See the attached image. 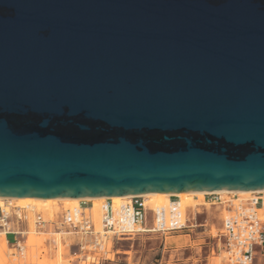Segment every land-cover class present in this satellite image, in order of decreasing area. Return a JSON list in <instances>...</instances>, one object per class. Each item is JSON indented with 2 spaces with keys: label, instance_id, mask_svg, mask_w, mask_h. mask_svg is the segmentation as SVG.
<instances>
[{
  "label": "water",
  "instance_id": "obj_1",
  "mask_svg": "<svg viewBox=\"0 0 264 264\" xmlns=\"http://www.w3.org/2000/svg\"><path fill=\"white\" fill-rule=\"evenodd\" d=\"M264 189V0H0V196Z\"/></svg>",
  "mask_w": 264,
  "mask_h": 264
},
{
  "label": "built area",
  "instance_id": "obj_2",
  "mask_svg": "<svg viewBox=\"0 0 264 264\" xmlns=\"http://www.w3.org/2000/svg\"><path fill=\"white\" fill-rule=\"evenodd\" d=\"M204 196L214 199L210 204L224 205L221 232L216 239L222 243L227 264H254L257 248H264V195L253 191L247 197L230 195L222 199V194ZM99 222L92 214L91 201L80 199L77 206L63 210L47 222L35 207L16 205L6 201L0 206V234L14 252L11 255H23L26 249L28 224L31 220L36 229L47 224L57 231H63L74 237L81 260H93L96 264L113 261L111 254L116 252V243L124 237L140 233H154L161 236L188 231L195 223L182 211L177 196L170 195L165 204L154 208L140 195H131L122 203L114 204L106 197L100 206ZM12 235V241L8 240Z\"/></svg>",
  "mask_w": 264,
  "mask_h": 264
},
{
  "label": "rangeland",
  "instance_id": "obj_3",
  "mask_svg": "<svg viewBox=\"0 0 264 264\" xmlns=\"http://www.w3.org/2000/svg\"><path fill=\"white\" fill-rule=\"evenodd\" d=\"M233 195H237L234 193H231ZM264 195V193H263ZM246 196H240V197H247ZM228 196H223L222 199L229 198ZM126 198V197H122ZM212 197H206L198 200H194L189 206L185 207L183 212H185V215L187 218L194 217L197 223L205 222V227L208 229V234L213 236L215 239V236L217 233L221 232V221L223 218V215L226 213L224 205H219L218 203L210 204V201H214V199H211ZM14 203V202H13ZM36 205H42V204H36ZM26 206V205H22ZM47 207H50L47 206ZM52 207V206H51ZM71 208L67 205H57L53 208ZM96 207V206H94ZM36 211L41 212V214H44L42 209L36 208ZM61 211L55 212L53 219H55L59 213L63 211V209H60ZM45 215V214H44ZM31 230H33L31 232ZM57 230L53 229L52 226H49L47 229H36L30 220L28 224V233L27 238L29 234H33L36 236H40L42 238V242H40L39 245H37L35 248L34 257L31 256L30 248L27 246L28 249H25V252L23 255H11V253L14 252L13 249H10L9 246L6 244V248L4 247L5 251L2 250L1 245L3 242V239H1L0 234V248L1 251H3V254L7 256L8 259L6 264H91V260L88 259L87 261L81 260V255H78V251L76 246L74 245V237L71 235L65 233L61 235L54 234ZM185 232V231H184ZM169 235V234H168ZM165 235V236H168ZM163 237V236H162ZM161 235L154 234V233H140L138 235H132L127 236L124 238H121L115 245L116 247V260L114 261H104L103 264H121L124 261L130 262L133 258L134 253H142L143 256L148 255L149 252H152L150 258L157 257L158 255V249L161 247L163 243ZM8 240L12 241V235H8ZM57 242L56 243V240ZM27 241V239H26ZM29 250V252H28ZM37 251V253H36ZM7 252V253H6ZM7 254V255H6ZM137 254V255H138ZM112 256V255H111ZM110 256V257H111ZM18 258L16 260V258ZM127 257V259H126ZM260 257L264 261V256L257 254L255 256L254 262L256 259ZM32 258H35L34 263ZM20 259V260H19ZM9 261V262H8ZM93 261V260H92ZM211 264H227L226 262V254L224 251L220 250L218 253H212L211 256Z\"/></svg>",
  "mask_w": 264,
  "mask_h": 264
},
{
  "label": "bare ground",
  "instance_id": "obj_4",
  "mask_svg": "<svg viewBox=\"0 0 264 264\" xmlns=\"http://www.w3.org/2000/svg\"><path fill=\"white\" fill-rule=\"evenodd\" d=\"M254 190H215V191H181V192H176V193H166V192H151V193H146V194H140V196H143L145 200H147V204L154 208L156 206L162 205L167 203L168 197L170 195L177 196L180 200V206L181 209L184 210L185 207L189 206L194 200L202 199L204 198V194H222L223 196H228V195H233L231 193L237 194L238 196H246L252 193ZM261 193H264V189L262 190H255ZM131 195H115L111 196L110 198L112 199L113 203L118 205L119 203H122L125 201L127 198H129ZM126 197V198H122ZM80 199H85L88 201H91L92 203V214L96 222H99V215H100V206L103 203V201L106 199L105 196H99V197H56V198H41V197H7V196H0V206H4L6 204V201L14 202L16 205H26L27 207H36L37 209L40 208L44 212L43 218L47 222L48 220H52L55 212L58 210L61 211L60 209L66 210L65 208L58 207V208H53L57 205H67L68 207H75L79 203ZM194 203V202H193ZM36 204H42V205H36ZM50 207H47L49 206ZM52 206V207H51ZM96 206V207H94ZM67 208V209H71ZM225 211V210H224ZM259 216L264 219L262 210H258ZM30 222V221H29ZM49 225H45L43 229H47ZM33 230H31L32 232ZM65 234L63 231H56L54 234L56 235H61ZM1 239H3L1 248L2 250L5 251L4 247L6 246V241L4 235L1 233ZM42 242V238L40 236L34 235V233L29 234L26 244L30 248L31 251V256L34 257L35 248L37 245ZM0 248V264H6L7 262V256L3 254V251H1ZM6 248V247H5ZM26 249H28L26 247ZM29 252V250H28ZM7 253V252H6ZM37 253V251H36ZM7 255V254H6ZM16 258V257H15ZM18 258H16L17 260ZM20 260V259H19ZM34 263L35 258H32ZM9 262V261H8ZM38 264V263H37ZM42 264V263H40Z\"/></svg>",
  "mask_w": 264,
  "mask_h": 264
},
{
  "label": "crops",
  "instance_id": "obj_5",
  "mask_svg": "<svg viewBox=\"0 0 264 264\" xmlns=\"http://www.w3.org/2000/svg\"><path fill=\"white\" fill-rule=\"evenodd\" d=\"M188 219L195 223L193 228L182 233L161 236L163 243L157 251V257L150 258L152 252L146 256L134 253L130 262L124 261L121 264H211L212 253L219 254L222 250L221 241L208 234L205 222L197 223L194 217ZM55 241L58 243L57 239ZM257 254L264 256V248H257L255 256ZM116 257L115 252L111 259L114 261ZM91 264L96 263L91 260ZM254 264H264V261L258 257Z\"/></svg>",
  "mask_w": 264,
  "mask_h": 264
}]
</instances>
